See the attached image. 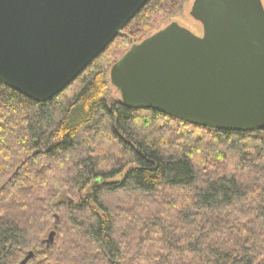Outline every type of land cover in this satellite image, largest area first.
<instances>
[{
    "label": "trees",
    "instance_id": "16d2710c",
    "mask_svg": "<svg viewBox=\"0 0 264 264\" xmlns=\"http://www.w3.org/2000/svg\"><path fill=\"white\" fill-rule=\"evenodd\" d=\"M182 1L147 2L46 102L0 81V264H264V129L106 96L107 70Z\"/></svg>",
    "mask_w": 264,
    "mask_h": 264
},
{
    "label": "water",
    "instance_id": "95a60500",
    "mask_svg": "<svg viewBox=\"0 0 264 264\" xmlns=\"http://www.w3.org/2000/svg\"><path fill=\"white\" fill-rule=\"evenodd\" d=\"M149 1L0 0V81L36 102L52 99ZM200 3L190 15L202 21L203 36L170 24L132 44L109 81L128 108L216 130H263L262 4L206 0L201 12Z\"/></svg>",
    "mask_w": 264,
    "mask_h": 264
},
{
    "label": "rangeland",
    "instance_id": "374dc122",
    "mask_svg": "<svg viewBox=\"0 0 264 264\" xmlns=\"http://www.w3.org/2000/svg\"><path fill=\"white\" fill-rule=\"evenodd\" d=\"M192 1L193 0H184V1H182L180 6L174 12V14H172V15H170V16L162 19V20H160L159 23L157 24V26L154 29L151 30V34L156 32V31H158L159 29L165 27L168 23L174 21V22H177L179 25H181L183 27H186L191 32L199 35L201 33V25H200V23L196 22L189 14L190 9H191ZM262 2H263V5H264V0H262ZM114 47L118 48L116 50V51H118L117 54L121 53L126 48V46H122V44H120V43H117ZM116 51H114V50L112 51V49H111V50H109L107 52L106 56L112 55V57H111V59H112L113 58V54ZM111 59H110V61H111ZM109 70H110V68L106 72V77H107L108 81H109ZM106 96H108L109 98H112V99H115V98L116 99L117 98L120 99V95H119L118 90L113 85H111L110 81L108 82V85L106 87ZM116 178H119V176L116 177Z\"/></svg>",
    "mask_w": 264,
    "mask_h": 264
},
{
    "label": "flooded vegetation",
    "instance_id": "af4514ba",
    "mask_svg": "<svg viewBox=\"0 0 264 264\" xmlns=\"http://www.w3.org/2000/svg\"><path fill=\"white\" fill-rule=\"evenodd\" d=\"M194 1L195 0H193L192 1V4H191V8H192V5H193V3H194ZM206 2V0H201V5H200V10H201V12H203V9H204V7H202V5L204 4ZM260 2H261V4H262V7H263V10H264V5H263V2H262V0H260ZM190 11H191V9H190ZM189 14H190V12H189ZM191 16V15H190ZM192 17V16H191ZM193 18V17H192ZM196 22H198V23H200V25H201V33L198 35V34H195V33H193V32H191L189 29H187L186 27H183V26H181V25H179L177 22H174V21H172V22H170V23H168L166 26H169L170 24H177L178 26H180V27H182V28H184V29H186V30H188V31H190L191 33H193L194 35H196V36H203V32H204V29H203V26H202V21L200 20V19H198V18H193ZM165 26V27H166ZM164 28V27H163ZM163 28H161V29H163ZM160 30V29H159Z\"/></svg>",
    "mask_w": 264,
    "mask_h": 264
}]
</instances>
